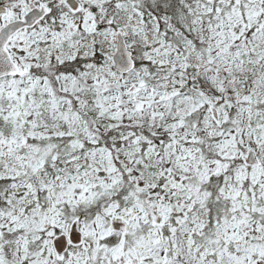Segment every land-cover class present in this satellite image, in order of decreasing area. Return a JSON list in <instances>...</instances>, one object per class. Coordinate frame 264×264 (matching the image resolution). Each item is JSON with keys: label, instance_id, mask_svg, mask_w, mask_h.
<instances>
[{"label": "snow or ice", "instance_id": "snow-or-ice-1", "mask_svg": "<svg viewBox=\"0 0 264 264\" xmlns=\"http://www.w3.org/2000/svg\"><path fill=\"white\" fill-rule=\"evenodd\" d=\"M0 264H264V0H0Z\"/></svg>", "mask_w": 264, "mask_h": 264}]
</instances>
